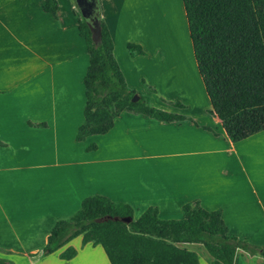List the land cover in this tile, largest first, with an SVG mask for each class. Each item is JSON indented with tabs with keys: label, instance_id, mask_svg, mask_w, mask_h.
Returning a JSON list of instances; mask_svg holds the SVG:
<instances>
[{
	"label": "crops",
	"instance_id": "crops-1",
	"mask_svg": "<svg viewBox=\"0 0 264 264\" xmlns=\"http://www.w3.org/2000/svg\"><path fill=\"white\" fill-rule=\"evenodd\" d=\"M56 2L52 15L42 10L44 0H0V259L110 264L100 245L81 247V237L44 258L29 257L43 249L56 222L70 218L93 195L129 205L135 219L155 207L159 219L178 220L182 206L198 200L207 211L221 210L230 235L264 245V192L248 179L247 187L233 180L234 172L247 176L240 147L262 137L255 143L262 148L264 131L232 143L209 113L208 98L209 107L186 114V106L177 101L182 107H175L166 97L186 87L192 44L182 0H98V6L129 89L127 73L144 78L145 65L156 74L163 61H139L127 44L141 48L139 57L157 54L168 32L180 31L185 40L175 59L173 92H162L157 81L150 91L170 104L156 109L187 121L163 123L123 112L108 133L83 142L75 137L84 122L87 45L77 14L75 20L72 10ZM91 144L96 150L87 152ZM68 246L77 255L65 262L59 254ZM177 246L196 253L198 264H213L202 245ZM233 264H264V259L238 249Z\"/></svg>",
	"mask_w": 264,
	"mask_h": 264
},
{
	"label": "trees",
	"instance_id": "trees-1",
	"mask_svg": "<svg viewBox=\"0 0 264 264\" xmlns=\"http://www.w3.org/2000/svg\"><path fill=\"white\" fill-rule=\"evenodd\" d=\"M94 1L93 15L99 23L100 42L93 41L88 20L81 18L78 23L87 45L89 64L83 79L84 122L78 128L76 142L108 133L115 118L123 112L142 114L163 123L187 121L183 116L150 106L144 97L132 101L135 92L126 85L113 55L107 26L100 19L98 2ZM182 3L193 56L211 106L209 113L220 120L232 143L264 131V0H182ZM42 10L55 15L56 0H44ZM127 49L131 55L143 54L133 44H127ZM173 105L182 107L177 102ZM202 128L214 133L208 127ZM95 150L94 144L86 148L87 152ZM181 213V219L161 220L157 208L148 207L135 219L129 205L114 203L100 195L89 196L70 218L56 222L43 249L29 257L44 258L81 237V247L100 245L110 264H198L197 254L179 248L177 244L181 243L202 245L213 264H233L238 249L264 259V245L229 234L221 210L207 211L198 200H192L182 206ZM76 255L77 250L68 246L59 259L67 262ZM0 264L14 263L0 259Z\"/></svg>",
	"mask_w": 264,
	"mask_h": 264
},
{
	"label": "rangeland",
	"instance_id": "rangeland-1",
	"mask_svg": "<svg viewBox=\"0 0 264 264\" xmlns=\"http://www.w3.org/2000/svg\"><path fill=\"white\" fill-rule=\"evenodd\" d=\"M172 1L176 2L177 0ZM61 3L65 11L69 12L72 10V16H74V13L77 14L79 19L82 18L75 0H61ZM74 18L75 20L77 19L76 16H74ZM183 40L185 39L183 38V35L180 34L179 30L171 29L170 32H168V35L164 37L163 50L157 51V54L155 51H151V53L149 52V55L146 54L145 56L141 57L137 56V54L131 55L133 58L137 57L139 61H163L161 62L162 65L158 66V68H155L157 71L156 74L152 73L153 67H151L149 63L143 68L146 75L144 78H131L127 73L128 84L130 87H132L131 90L135 92V96L146 98L149 105L154 108L170 105L166 101L154 95V93L150 91V88L155 85L154 81H157V85L161 88L162 92H173L171 86L174 82V77L178 75L175 66V59L178 55L179 43L182 47ZM190 54L185 60L187 62L186 87L184 89L179 88L178 91L175 92L174 96H172V94H166V97L172 98L171 101H178L183 104V106H186V114H194L197 113L201 108L209 107L204 86L202 84L192 53L191 45ZM260 139H262V137L250 143L242 144L240 147V153L245 156L244 168L247 176L244 177L245 174L239 175L237 172H234L235 176L233 180L236 182H241L240 184H242L243 187H247L246 183L250 181L249 185L259 188L261 192H264V145H262V148L256 149V145L261 143L259 141H262ZM256 141H258V143ZM127 178H129V176ZM246 179H248V181H246Z\"/></svg>",
	"mask_w": 264,
	"mask_h": 264
},
{
	"label": "water",
	"instance_id": "water-1",
	"mask_svg": "<svg viewBox=\"0 0 264 264\" xmlns=\"http://www.w3.org/2000/svg\"><path fill=\"white\" fill-rule=\"evenodd\" d=\"M75 3L77 7L80 10L82 18L88 20V24L90 27V30L92 32V39L95 42V44H98L100 42V28L97 18L93 15V12L91 10L95 7V1L94 0H75ZM137 100V97L134 96L132 101L135 102ZM110 219V218H108ZM114 221H122L125 223H129L131 220L129 218H112Z\"/></svg>",
	"mask_w": 264,
	"mask_h": 264
},
{
	"label": "flooded vegetation",
	"instance_id": "flooded-vegetation-1",
	"mask_svg": "<svg viewBox=\"0 0 264 264\" xmlns=\"http://www.w3.org/2000/svg\"><path fill=\"white\" fill-rule=\"evenodd\" d=\"M93 12V10H91Z\"/></svg>",
	"mask_w": 264,
	"mask_h": 264
}]
</instances>
